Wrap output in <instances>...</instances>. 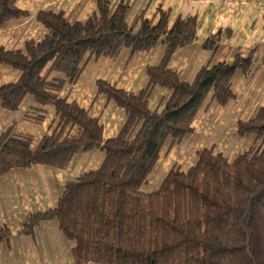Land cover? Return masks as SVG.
Here are the masks:
<instances>
[{"label":"trees","instance_id":"16d2710c","mask_svg":"<svg viewBox=\"0 0 264 264\" xmlns=\"http://www.w3.org/2000/svg\"><path fill=\"white\" fill-rule=\"evenodd\" d=\"M18 1L0 0V31L25 15ZM95 1L84 23L40 12L37 20L47 30L41 42L26 43L25 51L0 48V65L21 73L17 83L0 88L3 107L16 113L33 96L41 107H54L58 118L54 132L35 150L32 138L18 135L14 125L0 135V179L37 165L65 170L81 152L105 153L96 171L66 184L55 209L32 215L26 232L57 221L66 238L77 243L73 264H264V110L238 125L240 136H255L247 152L229 161L214 148L202 150L188 172L175 166L158 191H144L166 145L191 135L204 108L226 106L234 98L232 80L239 71L250 72L253 56L205 67L193 83H185L168 65L176 51L196 40V18L179 17L170 27L169 12H161L156 25L142 15L137 30L136 22L127 23L126 2L113 7L110 0ZM162 40L165 56L149 68V83L139 94L98 82L99 94L127 112L118 137L105 142L98 119L58 98L67 81L78 82L88 57L112 58L123 48L148 52ZM221 41L217 34L204 48L216 52ZM54 73L66 80L54 79ZM156 88L169 96L152 110ZM25 119L39 124L43 116ZM75 127L78 136L64 135Z\"/></svg>","mask_w":264,"mask_h":264},{"label":"crops","instance_id":"0c3cea01","mask_svg":"<svg viewBox=\"0 0 264 264\" xmlns=\"http://www.w3.org/2000/svg\"><path fill=\"white\" fill-rule=\"evenodd\" d=\"M113 7L126 2L127 23L136 29L142 15L156 25L161 12L170 13V27L179 17L196 18V40L179 49L168 65L181 81L193 83L199 72L208 66L232 64L237 55L253 56L249 73L239 71L232 80L234 98L226 105L213 104L196 118L194 132L179 143L170 141L161 153L144 191L159 190L173 167L188 172L197 162L198 153L214 148L229 161L247 152L255 136L238 134L240 122L256 118L264 110V0H110ZM25 13L0 31V48L25 51L26 43L41 42L46 28L37 20L40 12L62 13L70 22L84 23L95 11V0H19ZM222 34L216 52L204 48L205 43ZM167 46L164 40L148 52L132 54L123 48L115 57H88L77 83L68 81L57 93L59 99L77 103L104 128L103 138L118 137L128 119L127 112L98 92V82L105 81L119 90L139 94L149 83L148 70L161 64ZM21 73L0 65V88L15 84ZM54 79L66 80L54 73ZM169 92L156 88L150 98L152 110L160 109ZM42 109L43 114L36 112ZM27 114L43 116L41 123L26 121ZM58 124L54 107H41L33 96L25 99L16 113L5 109L0 101V135L14 125L18 135L32 138V149L51 135ZM80 130L67 129L64 135L78 136ZM105 153L96 150L81 152L65 170L37 165L30 169H13L0 179V264H73L75 241L66 238L57 221H44L32 233L26 232L30 217L55 209L68 182L96 171ZM94 264V263H90Z\"/></svg>","mask_w":264,"mask_h":264}]
</instances>
